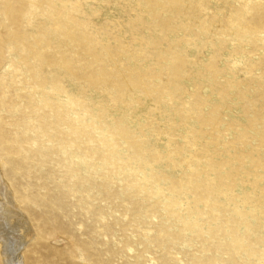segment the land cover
Listing matches in <instances>:
<instances>
[{
    "label": "rangeland",
    "instance_id": "obj_1",
    "mask_svg": "<svg viewBox=\"0 0 264 264\" xmlns=\"http://www.w3.org/2000/svg\"><path fill=\"white\" fill-rule=\"evenodd\" d=\"M0 180V264H264V0H0Z\"/></svg>",
    "mask_w": 264,
    "mask_h": 264
},
{
    "label": "bare ground",
    "instance_id": "obj_2",
    "mask_svg": "<svg viewBox=\"0 0 264 264\" xmlns=\"http://www.w3.org/2000/svg\"><path fill=\"white\" fill-rule=\"evenodd\" d=\"M0 196L2 197L0 201V240L3 243L5 260L8 263H12L13 254L17 250V247L24 244L33 236V229H31L28 223L26 214L18 208L11 191L2 180H0ZM12 218L21 220V223L13 227L12 225L14 224L11 223Z\"/></svg>",
    "mask_w": 264,
    "mask_h": 264
}]
</instances>
